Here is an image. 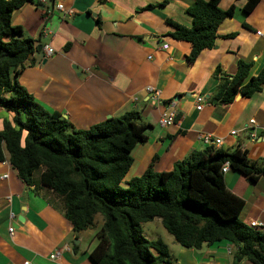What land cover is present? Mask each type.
Listing matches in <instances>:
<instances>
[{"label": "crops", "instance_id": "1", "mask_svg": "<svg viewBox=\"0 0 264 264\" xmlns=\"http://www.w3.org/2000/svg\"><path fill=\"white\" fill-rule=\"evenodd\" d=\"M35 1L41 6L25 4L11 15V24L41 48L17 82L44 110L60 113L79 130L138 112L147 139L132 150L123 184L149 166L170 171L191 152L208 147L202 136L221 141L211 145L214 149L239 148L251 162L264 164V88L248 98L237 95L227 106L213 100L216 71L232 76L239 61L251 65L250 77L264 69V0L250 14L242 11L245 0H220L218 8L233 6V15L217 28L213 47L193 63L187 61L191 45L174 40L167 21L190 28L186 10L194 0ZM44 48L52 55L46 56ZM147 87L159 92L160 104H153ZM198 96L204 99L200 111L195 109ZM169 101L176 102L177 119L161 127ZM8 119L11 115L0 108V131ZM5 158L0 163V264H93L88 256L96 243L86 244L88 231L75 235L59 202L38 183L39 173L33 176L36 184L26 186ZM224 183L244 201L239 220L247 226L264 224V176L250 183L229 170ZM142 234L152 240L143 229ZM175 246L172 253L168 249L172 264H250L238 262L236 248L224 241L200 250Z\"/></svg>", "mask_w": 264, "mask_h": 264}, {"label": "trees", "instance_id": "2", "mask_svg": "<svg viewBox=\"0 0 264 264\" xmlns=\"http://www.w3.org/2000/svg\"><path fill=\"white\" fill-rule=\"evenodd\" d=\"M219 1L194 0L186 10L190 28L167 21L173 28L170 36L191 45L189 63L213 47L217 28L233 15L234 7L221 10ZM259 2L245 0L242 11L250 14ZM25 4L41 6L35 0H0V108L11 115L0 131V163L8 155L26 186L35 185L33 176L39 173L38 183L59 202L75 235L96 230L90 261L172 264L167 246L142 234L144 224L158 219L181 248L200 250L224 241L236 248L238 262L264 264V234L239 220L244 201L227 190L221 171L227 164L230 171L256 183L264 176V164L251 162L239 148L228 153L208 146L191 152L168 172L149 166L123 184L132 150L147 139V125L130 110L79 130L60 113L44 110L17 82L39 52L35 41L11 24L12 13ZM250 69L239 61L232 76L216 71V104L227 106L237 95L248 98L264 88V69L254 77Z\"/></svg>", "mask_w": 264, "mask_h": 264}, {"label": "built area", "instance_id": "3", "mask_svg": "<svg viewBox=\"0 0 264 264\" xmlns=\"http://www.w3.org/2000/svg\"><path fill=\"white\" fill-rule=\"evenodd\" d=\"M56 9L59 11H63V7L61 5H57ZM166 48L167 47H164V49H166ZM45 53L47 56H50V55H52L53 51L50 48H45ZM145 92L151 97V101L153 102L154 105L160 104V94L157 90H155L151 87H147L145 89ZM203 102H204L203 97H200V96L195 97V105H196L195 109L197 111L201 110ZM175 105H176L175 101H169L167 111L164 112L159 119V125L161 127H169L175 123V121L177 119V112L175 111ZM231 135H234V133H231ZM200 139L208 146H211V145H218L219 146L221 144L220 140L217 139L215 141H212V140H210V138L208 136H202V137H200ZM221 171L223 174H226L229 171L228 165L225 164L222 167ZM3 178H5V176L2 177L1 179H3ZM249 226L251 228L257 230V231H260V232L264 231V224H262V223L252 222L249 224ZM8 231H9V233H12L13 229L10 227ZM56 257H57V255L55 254V255L50 256V259H54ZM24 264H31V263H24Z\"/></svg>", "mask_w": 264, "mask_h": 264}, {"label": "rangeland", "instance_id": "4", "mask_svg": "<svg viewBox=\"0 0 264 264\" xmlns=\"http://www.w3.org/2000/svg\"><path fill=\"white\" fill-rule=\"evenodd\" d=\"M44 52H45V48H44ZM46 55V53H45ZM47 56V55H46ZM97 221L98 224L100 223V217L97 216ZM158 220V219H157ZM160 221V220H159ZM160 223V222H158ZM142 229L144 230V232L148 233L149 238L152 240H161L169 249V251H174L175 249L173 247H177L175 246L176 243L174 242V239L172 236H170L162 227L161 223L160 224H156L155 222L149 223L144 225V228L142 227ZM95 232L96 230H91L88 231V233H86V244H90L92 242V244L90 245V248L96 243L95 242ZM149 240V239H148Z\"/></svg>", "mask_w": 264, "mask_h": 264}, {"label": "water", "instance_id": "5", "mask_svg": "<svg viewBox=\"0 0 264 264\" xmlns=\"http://www.w3.org/2000/svg\"><path fill=\"white\" fill-rule=\"evenodd\" d=\"M40 50H41V48H39V47H38V51H40ZM174 100H175V101H178V100H179V98H177V97H176V98H174ZM214 102H215V101H214ZM63 118H66V117H65V116H63ZM76 242H77V241H76Z\"/></svg>", "mask_w": 264, "mask_h": 264}]
</instances>
